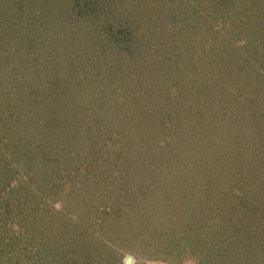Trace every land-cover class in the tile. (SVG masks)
I'll use <instances>...</instances> for the list:
<instances>
[{
    "label": "trees",
    "instance_id": "trees-1",
    "mask_svg": "<svg viewBox=\"0 0 264 264\" xmlns=\"http://www.w3.org/2000/svg\"><path fill=\"white\" fill-rule=\"evenodd\" d=\"M114 1L0 0V10L4 13L1 14L4 17L8 15L0 19V264H109L108 253L111 251L99 252L96 247L95 250L91 235L75 230L81 225H68L65 219L61 222L55 218V212H51L50 205L43 199L44 189L41 186L49 187V192L53 188L57 193L62 184L57 185L56 182L73 173L72 169L60 162L65 156L63 152L66 153L63 146L56 144L52 145L53 150H47L51 147L49 141H53L55 130L74 127L71 122L58 119L62 112H66L68 118L70 115L71 109L66 100L69 81L84 79L79 86L86 87L88 84L89 96L94 88L99 92V101L106 95L104 90L111 87H119V96L124 97L121 92H124L125 80L121 83L119 73L111 72L114 62H121L119 66L127 64L122 67L134 75L135 78L131 76L130 81L140 88L130 93L133 104H123L127 112L122 114L119 121L123 129L120 127L115 131L121 133L127 129L128 134H132L130 130H138L135 138L139 139L131 136L126 144L127 150H130L128 156L134 162L145 161L149 156V161L153 162L147 164L148 167L153 164L152 170L158 171L154 174L159 176L160 168L168 170L167 158L177 167L175 163L178 162L179 150H186L191 144L207 146L205 141L207 137L211 138L214 131L230 129V135L225 132L224 137L231 140L229 153L235 156L243 154L235 150L237 142L243 140L241 133L250 130L255 135L251 141L255 143L249 144L252 151L257 148L258 154L255 157L244 154L243 160L236 162L238 175L230 185L233 184L237 194L224 191L218 197L217 205L205 206L201 210L199 218L203 217L206 221L212 219L208 242H200L192 232L195 231L193 226L192 231L185 235L175 233L171 237L160 230L149 234L144 231V237L148 235V242L157 244L159 249L156 250L165 256L163 263L182 264L176 257L174 261L171 260L174 255L172 251L175 250L178 257L186 255L182 245H189L196 264H264V222L260 223L261 219L264 220V121L260 120L259 115L258 120L248 115L259 96L254 91L257 97L255 101L244 96L243 91L246 94L249 90L245 89V85L243 89V85H239L241 89L237 87V90L228 87L231 79L243 80L248 75L249 71L245 69L248 67L251 72L247 82L257 83L264 100V29L253 22L258 15L253 14L254 10L252 13L245 11L244 15L243 0L239 3L242 7L236 11L233 10L236 9L234 5L237 0H219L225 14L229 13L226 16L230 18L232 14L233 20L242 26L238 31L250 36V40L246 39L245 44L241 42L233 50L231 45L234 47L235 42L243 39L223 34V30L228 29V20L225 14L219 13L217 18L224 20L223 25L210 28L211 45L197 57L193 54V45L196 44L193 37L198 29L194 25L195 30L192 29V35L190 33L191 41L189 37L183 38L181 31L183 26L185 29L188 27V15L182 14L184 17L178 20L182 12L175 6L192 7L191 0ZM207 1L204 5L208 4ZM13 8H16V15ZM71 17L79 26L72 39V29L60 22V19ZM100 18L106 42L99 56L94 44L92 52H86L82 39L87 20L89 28L93 29V26L98 28ZM181 21L186 24L180 27ZM54 28H57L55 32ZM90 34L87 29L84 38ZM75 46L78 51L71 52ZM228 51L231 56L237 54L231 69ZM67 59H75L76 62L71 63ZM85 62H93L102 72L106 71L101 90L96 88L94 76L91 81L87 79V70L82 76L75 69ZM139 62L140 68L131 66ZM242 64L245 65L241 67ZM67 67H72L70 72H66ZM260 68L263 69V76L259 73ZM151 69L164 75L155 73L163 78L165 84L159 85L163 80L157 81L156 75L151 78L147 75ZM164 69L165 73L161 72ZM210 69L213 71L209 73L212 77L206 84L205 79H201ZM138 77L140 81L136 79ZM238 91L244 96L242 104L233 95ZM58 98L64 100L58 101ZM129 116L131 121L128 120ZM246 116L250 126L245 123ZM74 128L75 132L77 127ZM145 139H148V143L143 146ZM223 141L227 142V139ZM181 142L189 145L182 147ZM161 145L166 148L156 150ZM106 147L99 146V150L111 151ZM139 147L144 149L142 157L145 160L135 156ZM186 153L189 151L186 150ZM174 157L177 158L174 160ZM161 162L164 165H160ZM227 171L223 173L226 172L228 177ZM181 172L183 176L184 170ZM89 173H92L91 169H88L86 177L90 176ZM192 173L190 169V175ZM197 174L194 173V178L198 177ZM209 183L215 187L224 184L212 178H209ZM127 186L124 184L123 194H126ZM137 186L134 188L138 194L149 189V186ZM198 186L204 187L201 181ZM77 191L76 187L74 193ZM138 198L143 199L139 195L133 203L139 201ZM198 230L200 234L202 229L199 224Z\"/></svg>",
    "mask_w": 264,
    "mask_h": 264
},
{
    "label": "rangeland",
    "instance_id": "rangeland-1",
    "mask_svg": "<svg viewBox=\"0 0 264 264\" xmlns=\"http://www.w3.org/2000/svg\"><path fill=\"white\" fill-rule=\"evenodd\" d=\"M11 1L13 2V0ZM191 1V4L193 3L192 7H184L183 5L178 7V4H175V6H177L179 12H182L177 17L178 20H182V17H184L182 14L188 15L187 29L183 26L186 23L183 24L181 21L179 25L180 27L183 26V30L181 31L183 33V38L189 37V41H191L192 37H190V33L192 35V31L195 30L194 25H196V28L198 29V33L193 37L195 38L196 44L193 45V43L190 42L193 45V54L198 57L203 49H208L210 47L212 38H210L209 30L210 28H219L223 25L224 20L222 18H217V16L219 13L224 15L225 12L222 8L223 6L220 5L221 3L219 0H211L210 2L207 0ZM206 1L208 4L204 5ZM237 1L236 5H234L236 9L233 11H236L237 8L242 6L244 8V15L246 13L245 11L252 13L254 10L253 14L258 16L253 22L257 23L260 28L264 29V0H243L242 6H239L240 0ZM113 3H118V1L115 0ZM13 6L15 7V5ZM11 9L12 8L8 10ZM13 9L14 11L16 10V8ZM1 13L3 12L0 10V19L8 16L5 14L4 17ZM14 14L16 15L17 12L15 11ZM228 14H225V17L228 20V29L223 30V34L230 38L235 36L239 39H243L242 41L238 40V42H235L234 47L231 45L234 50L236 46H240L242 43L245 44L246 39L250 40V36L247 37L243 35L242 32L238 31L239 26H242L238 25L239 23L233 20L232 14L230 18H228V16H226ZM91 18L92 16L90 17V20ZM101 19L102 18L99 20L98 28L93 26V29L89 28V21L87 20V24L84 26L82 39L83 43H85V51L92 52L91 49L94 44L97 46L95 50L99 52L96 53V55L99 54V56L102 54L100 53L101 47H103V44L106 42L105 34L101 29L103 26V24H101ZM73 20V17L60 19V22L65 23L67 27L69 26L72 29L73 32L70 34V36L72 35L71 39L75 37L76 32L79 29V26L77 27L76 22ZM190 25L191 27L189 28ZM242 25L246 26V24ZM80 28L82 29V27ZM56 29L57 28H54V32ZM87 29L90 30L91 34L88 38H84ZM56 35L58 36V33H55V36ZM94 38H96V40L93 42ZM12 46L14 45L12 44ZM71 49V52L78 51L76 50V46ZM227 53L229 54L228 56L231 57V61L229 62V68L231 69L233 59H235L237 54L231 56L230 51ZM245 56L251 59L246 53ZM205 57H208V55ZM67 60L71 63L76 62L75 59ZM99 62L102 63L100 60ZM121 64V62H114L112 64L111 72L119 73L121 83L125 80L123 82L124 85L121 84V86H124L123 90L126 94L124 92L121 93L125 98L119 96V87H111L108 90H104L106 95L99 101V92L95 91L94 88H92L91 96H89V93L87 92L88 84L86 87L79 86L81 81H85L84 79L76 78L77 80L73 79L72 81H69V91H66V100H68L67 105L71 109L70 115L68 118L67 113L62 112V114L58 116V119L61 118L62 120L65 119L66 122H71V124L74 127H77V129L74 132V127L73 130L66 126L63 127V129L55 130V137L53 138V141H49L51 147H48L47 150H53L52 145L59 144L60 146H63L62 149H65L66 153L64 154L63 152V156H65L63 159L60 158V160L62 159L60 162L72 169L73 173L70 172L68 177L60 182H56L58 183L57 185L62 184V186L58 188L57 193H55L53 188L50 190L51 192H49V187L45 188L44 186H41L44 189V194H42V196L50 205L51 210H53L51 212L53 214L55 212V218L57 220L62 222L65 219L68 225H70V223L73 225L78 223L82 227L79 226L75 228V230L85 231L88 235H91L90 238L94 240L93 245L95 250L98 248L99 252H104V250L111 251L108 253L109 264H126L125 262L127 258L132 259L130 264H165L162 261L165 256L163 253L157 251L159 249L157 244L155 245L153 241L148 242V235L144 237V231L149 234L152 231L160 230L165 235L171 237L174 236L175 233L177 235H185V233L190 232L191 227L193 226L192 229L195 231H191L198 239H200V242L202 244L208 242V235L210 236L208 233L213 227L212 219H207L206 221L203 217L199 218V216L202 215L201 210H203L205 206L217 205L218 197L224 191L237 194V190L232 186L233 184L230 185V183L233 182V179L238 175V163L236 162L242 161L244 154H251L254 157L258 154L257 148L255 147L252 151L250 149L251 144H249L255 143V141L251 142L254 140L255 135L254 133L251 134L250 130H245L241 133L243 140L237 142L235 150H238L237 152L243 154L237 156L230 155L229 152L231 149L228 147V144L231 140L224 137L225 132L230 135L231 132L229 128H223L212 132V142L211 138L207 137L205 141L207 146L205 147H202V145L199 147V145L196 144H191L189 147L187 146L189 144L186 145V143L181 142L182 147H188H186V150L187 152L189 151V153H186V150H183L180 147L181 150H179L178 162L175 163L177 167H174L170 158H167L166 168L168 170L159 169L160 179L158 175L153 173L155 172L152 170L154 168L153 164L150 165V167L147 165L153 162L149 161V156H146V160L144 156L142 157L144 149L139 147L135 156L138 158L142 157L145 161L134 162L133 159H131V156H128L130 150H127L126 144L130 142L129 140L131 136L132 138H135L138 130L134 132L129 129V132L132 134H128L127 129L122 130L121 133H116L117 128L122 127L121 129H123V126L119 121L121 120L122 114L127 113L123 104H133L131 103L133 95H130V93L140 89L138 88L137 83L130 81L131 76L133 78L134 75L130 71H126L125 67H122L127 64L119 66ZM244 65L245 64H242L241 67ZM131 66L140 68L141 62L132 63ZM151 67L152 66L149 68ZM227 67L228 66H226V68ZM71 68L72 67H67L66 72H70ZM75 69L78 70L79 74L82 76L87 70V73H85L87 79L91 81L93 80L92 76H94L96 81H93L96 83V88L98 87L99 90L103 88V82L106 77L104 75H107V73L106 71L102 72V69L100 70L96 65L94 66L93 62H85L83 66L79 68L76 66ZM245 69L249 71L248 75L244 76L243 80L231 79V84L228 87L237 90V87L241 89V85H243L242 89L246 86L245 89L249 90H247L246 94L243 91V95L253 101L257 98L252 92L254 91L259 96L257 101L258 105L256 103L248 115H253L257 120V115H259L261 118L260 120L264 121V100L261 97L262 93L256 82H253L252 84L247 82L248 78H250L251 70H249L250 68L248 67ZM211 71L212 69L208 70L207 74L203 75V78L201 79L202 81L205 79L204 83L206 84H209V79L212 77H210L209 74ZM161 72L165 73V69L161 70ZM155 73L164 76L159 71L155 72L152 71V69L147 75L151 78L153 75L155 77ZM211 73H213V71ZM259 73L263 76L262 68H260ZM156 76L158 77L157 81L163 80L160 76ZM193 78L195 79L196 76H193ZM136 79L138 81L141 80L140 77ZM236 82L238 85H235ZM163 84H165L164 80L159 83L161 86ZM42 87L45 88L47 86ZM238 94L239 91L233 95H236L242 104L244 96ZM63 100L64 99L58 98V101ZM65 115L66 117H64ZM128 120L131 121V116L128 117ZM245 123L247 126H250V121H248L247 116L245 118ZM61 137H64V140L59 143ZM224 139H227V142L223 141ZM68 143L69 146L67 145ZM146 143H148V139H145L142 142V145L145 146ZM99 146L102 148L108 146L106 148H111V151H106L104 149L99 150ZM224 146H226V148ZM161 148L165 149L166 146L163 145L162 147L161 145L160 148L156 150H161ZM239 148H243L244 150ZM176 158L177 157H174L173 159L175 160ZM160 165L164 164L161 162ZM88 169H91L92 173H89L88 175L90 176L86 177ZM190 169L193 171L191 175ZM181 170H184L185 176L181 175ZM224 170H228V177L226 176V172L223 173ZM84 171H86L85 174H83ZM195 172H198L196 175L198 177L196 178H194ZM209 178H212L213 180L217 179L224 184L219 185V187H215V185L212 186L209 183ZM200 181L203 183L204 187L198 186ZM124 184L125 186L128 185L125 190L126 194L121 192L124 189ZM136 185H138L137 187L141 185V188H143V185L147 187L149 186V189L148 191L140 192V194H138L135 193L134 186ZM74 186L78 188L76 194L74 193V190L76 189ZM72 187H74V190ZM164 189L165 191H163ZM71 195H74L75 198H72ZM139 195L143 199L141 200L138 198L139 201L133 203L135 198ZM101 222H104V224L101 225ZM263 222L264 220L261 219L260 223ZM198 224L202 229L200 234H198L199 230L196 231ZM183 243L184 242H181V244ZM182 246L183 252H187V254L178 257L175 250H173L172 252L174 255L171 257V260L174 261L176 257L177 261L182 264H196V258L192 255L193 250L190 249V246ZM169 258L166 257V259Z\"/></svg>",
    "mask_w": 264,
    "mask_h": 264
},
{
    "label": "water",
    "instance_id": "water-1",
    "mask_svg": "<svg viewBox=\"0 0 264 264\" xmlns=\"http://www.w3.org/2000/svg\"><path fill=\"white\" fill-rule=\"evenodd\" d=\"M132 262V259L131 258H127V260H126V264H130Z\"/></svg>",
    "mask_w": 264,
    "mask_h": 264
}]
</instances>
